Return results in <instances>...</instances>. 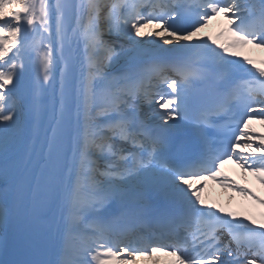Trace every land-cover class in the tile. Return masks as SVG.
<instances>
[{
  "label": "snow or ice",
  "instance_id": "1",
  "mask_svg": "<svg viewBox=\"0 0 264 264\" xmlns=\"http://www.w3.org/2000/svg\"><path fill=\"white\" fill-rule=\"evenodd\" d=\"M248 46L264 0H0V264H264V213L204 195L264 207L223 169L264 185Z\"/></svg>",
  "mask_w": 264,
  "mask_h": 264
},
{
  "label": "bare ground",
  "instance_id": "2",
  "mask_svg": "<svg viewBox=\"0 0 264 264\" xmlns=\"http://www.w3.org/2000/svg\"><path fill=\"white\" fill-rule=\"evenodd\" d=\"M226 23L227 22L222 17H218L213 21H211L209 24L210 26L203 29L200 35L201 34L204 35L206 33L208 35H211L219 24H221V27H223ZM258 124L260 123L258 122ZM232 167L233 164H229V167L224 170L228 176L232 175L231 178L236 180L239 185L246 186V188L250 189L254 193L256 191H259L264 196V185H262L259 182V180H257L254 176H252L251 173L245 172L246 176H244L243 171H241V169L233 168L231 170ZM204 195L208 203H215L218 206H221V205H225L224 203L231 201V204H233L232 206L234 208H237V210H239L238 209L239 206L244 207L245 208L244 210H246V212H248L250 215H254L255 218L258 220L260 218V213H264L262 207L259 206V204H257L255 201H251L250 199L239 194L238 192L232 193V190L222 188L219 183L214 181L207 182V186L204 190Z\"/></svg>",
  "mask_w": 264,
  "mask_h": 264
}]
</instances>
